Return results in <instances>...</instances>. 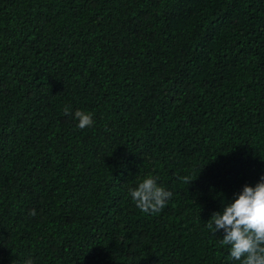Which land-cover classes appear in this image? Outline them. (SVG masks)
I'll return each instance as SVG.
<instances>
[{
    "label": "trees",
    "instance_id": "16d2710c",
    "mask_svg": "<svg viewBox=\"0 0 264 264\" xmlns=\"http://www.w3.org/2000/svg\"><path fill=\"white\" fill-rule=\"evenodd\" d=\"M261 176L264 0H0V264H239L206 223Z\"/></svg>",
    "mask_w": 264,
    "mask_h": 264
},
{
    "label": "clouds",
    "instance_id": "9594fccd",
    "mask_svg": "<svg viewBox=\"0 0 264 264\" xmlns=\"http://www.w3.org/2000/svg\"><path fill=\"white\" fill-rule=\"evenodd\" d=\"M64 115H71L70 110L66 108ZM73 118L81 130L94 123L90 112L76 110ZM184 179L186 183L191 182L186 177ZM128 194L145 213L161 211L172 195L151 176L130 188ZM31 215H36L34 209ZM206 225L213 234L223 231L220 243L230 246L231 259L239 264H264V176L255 186L244 185L233 202L225 205L222 213L214 212ZM25 264H33V261L29 259Z\"/></svg>",
    "mask_w": 264,
    "mask_h": 264
}]
</instances>
